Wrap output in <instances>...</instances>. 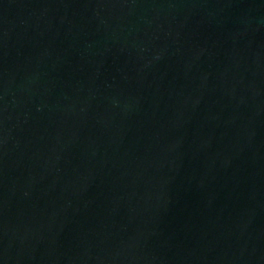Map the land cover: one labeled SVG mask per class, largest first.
Listing matches in <instances>:
<instances>
[{
	"label": "water",
	"instance_id": "water-1",
	"mask_svg": "<svg viewBox=\"0 0 264 264\" xmlns=\"http://www.w3.org/2000/svg\"><path fill=\"white\" fill-rule=\"evenodd\" d=\"M0 264H264V0H0Z\"/></svg>",
	"mask_w": 264,
	"mask_h": 264
}]
</instances>
